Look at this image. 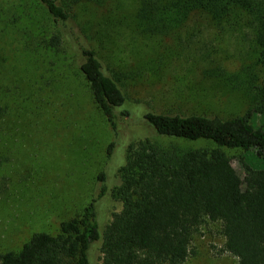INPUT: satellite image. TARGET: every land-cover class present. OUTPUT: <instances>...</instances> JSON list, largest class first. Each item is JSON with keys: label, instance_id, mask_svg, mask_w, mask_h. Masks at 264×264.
<instances>
[{"label": "rangeland", "instance_id": "obj_1", "mask_svg": "<svg viewBox=\"0 0 264 264\" xmlns=\"http://www.w3.org/2000/svg\"><path fill=\"white\" fill-rule=\"evenodd\" d=\"M141 1L83 4L75 9L77 20L56 22L38 0H0V99L8 106L9 126L0 148L1 253L20 251L35 233L56 235L62 222L82 215L93 200L102 223L111 221L122 204L112 196L100 199L101 176L107 175L111 189L118 186V170L133 143L215 147L210 141L160 136L147 113L228 119L250 111L243 94L210 76L218 70L232 74L251 62L250 33L217 27L197 14L176 33L148 36L134 21ZM86 45L107 74L119 77L126 94L125 104L114 110L115 128L94 103L79 69ZM224 151L241 179L244 166L264 170L253 150ZM224 245L221 224L206 221L183 264H238Z\"/></svg>", "mask_w": 264, "mask_h": 264}, {"label": "trees", "instance_id": "obj_2", "mask_svg": "<svg viewBox=\"0 0 264 264\" xmlns=\"http://www.w3.org/2000/svg\"><path fill=\"white\" fill-rule=\"evenodd\" d=\"M38 1L56 22L77 20L75 9L83 4L103 7L107 2ZM197 14L217 27L250 33L251 62L232 74H210L243 94L250 111L228 119L147 113L145 119L160 136L205 140L215 147L183 149L149 139L129 145L118 186L111 189L107 175L101 176L100 199L112 196L122 204L111 221L102 223L93 200L82 215L62 222L56 235L35 233L20 251L0 252V264H96L98 254L101 264H183L194 234L206 221L221 224L223 250L238 264H264V170L244 166L241 179L224 151L253 150L264 161V0H142L134 21L145 35L168 36ZM52 43L59 45L60 38L53 37ZM81 52L85 60L79 69L94 103L115 128L114 110L127 101L121 80L107 74L91 46ZM7 114L0 99V148L6 146ZM256 115L262 125L254 121Z\"/></svg>", "mask_w": 264, "mask_h": 264}]
</instances>
